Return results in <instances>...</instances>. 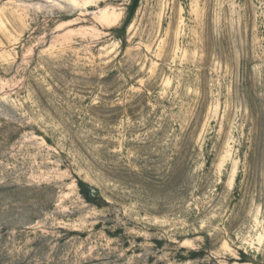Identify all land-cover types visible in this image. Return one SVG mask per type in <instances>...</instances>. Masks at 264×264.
I'll return each instance as SVG.
<instances>
[{
	"label": "rangeland",
	"instance_id": "374dc122",
	"mask_svg": "<svg viewBox=\"0 0 264 264\" xmlns=\"http://www.w3.org/2000/svg\"><path fill=\"white\" fill-rule=\"evenodd\" d=\"M133 4L0 0V264H264V0Z\"/></svg>",
	"mask_w": 264,
	"mask_h": 264
},
{
	"label": "trees",
	"instance_id": "16d2710c",
	"mask_svg": "<svg viewBox=\"0 0 264 264\" xmlns=\"http://www.w3.org/2000/svg\"><path fill=\"white\" fill-rule=\"evenodd\" d=\"M139 1L140 0H134V4H133V7L131 9V14L130 16H132L139 4ZM80 190H81V193L84 197H86V199L90 200L92 197H95L97 196L99 193L97 190H95L94 188L90 187L89 185L87 184H84V183H81L80 182Z\"/></svg>",
	"mask_w": 264,
	"mask_h": 264
}]
</instances>
